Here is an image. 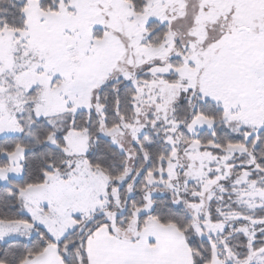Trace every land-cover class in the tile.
Returning a JSON list of instances; mask_svg holds the SVG:
<instances>
[{
    "label": "snow or ice",
    "instance_id": "1",
    "mask_svg": "<svg viewBox=\"0 0 264 264\" xmlns=\"http://www.w3.org/2000/svg\"><path fill=\"white\" fill-rule=\"evenodd\" d=\"M0 264H264V0H0Z\"/></svg>",
    "mask_w": 264,
    "mask_h": 264
}]
</instances>
